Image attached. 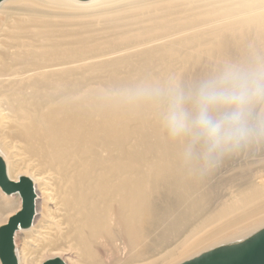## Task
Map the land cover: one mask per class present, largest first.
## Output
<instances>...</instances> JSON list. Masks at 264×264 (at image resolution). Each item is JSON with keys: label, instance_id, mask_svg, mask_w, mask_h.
Returning <instances> with one entry per match:
<instances>
[{"label": "bare ground", "instance_id": "6f19581e", "mask_svg": "<svg viewBox=\"0 0 264 264\" xmlns=\"http://www.w3.org/2000/svg\"><path fill=\"white\" fill-rule=\"evenodd\" d=\"M101 1L107 9L92 17L128 18L142 4H161L173 20L149 26L135 43L101 47L81 37L71 16ZM7 3H0V154L10 179L14 165L50 189L51 218L35 230L36 248L66 264H177L264 228V180L208 207L201 189L208 177L181 173V147L167 138L158 111L108 98L162 83L204 50V59L219 62L257 55L264 0H14L23 8L10 13ZM42 7L51 11H32ZM6 197L0 223L21 206L18 196ZM173 243L161 261L149 252Z\"/></svg>", "mask_w": 264, "mask_h": 264}, {"label": "clouds", "instance_id": "9594fccd", "mask_svg": "<svg viewBox=\"0 0 264 264\" xmlns=\"http://www.w3.org/2000/svg\"><path fill=\"white\" fill-rule=\"evenodd\" d=\"M120 103H146L167 138L180 145L181 173L204 179L225 160L264 150V56L225 58L200 76L143 82L108 93Z\"/></svg>", "mask_w": 264, "mask_h": 264}, {"label": "rangeland", "instance_id": "374dc122", "mask_svg": "<svg viewBox=\"0 0 264 264\" xmlns=\"http://www.w3.org/2000/svg\"><path fill=\"white\" fill-rule=\"evenodd\" d=\"M6 2H9L6 5V7L9 8V10L6 11L8 13L14 12L13 10L14 8L15 9L23 8V7H18V5L14 3V0H10V1L6 0ZM102 2L103 1H101L97 5V8L93 7L89 9L88 11H80L79 16H75L73 14L71 15L73 18L72 20L76 23V26H77L76 29L78 28V31L82 34L81 37L82 38L89 37L92 39V43L94 45H98L101 47H103L107 43H114L117 46L125 45L123 44V42H128L127 44L135 43L138 40L143 39L146 36H148L147 34L150 32L144 33V31L147 30L149 26L153 25L156 22L164 24L167 22H171L173 20V19L168 18L167 14H165V11L162 9L161 4H156V6L142 4L143 6L142 10L135 11L134 12L135 15L128 17V18H120L118 15L112 18H105L106 14L105 16H101V17H98L96 15H94L95 17H92L91 13L93 11L107 9V7L104 8ZM29 10H32V9H29ZM32 11H39L40 13H44V12H50L51 10L45 9V7H42V8H37V10H32ZM56 18L59 22L62 21L58 17ZM106 28L108 29L106 34L104 32L102 33L100 32ZM127 29L129 32L123 33V30H127ZM128 37H133V38L130 39ZM250 37L253 38L251 34H250ZM128 39L130 40L128 41ZM252 43L256 44V47L258 46L260 47L256 51L257 54L264 56V46L260 45L261 42L252 40ZM201 53H205V50L203 52L195 53L194 58L197 60L191 61L186 68L178 69L176 71V76L178 77V74H180L181 76H184L186 78L183 81H188V80H191V79H194L200 76L202 73L211 69L217 63H219V61L216 60V57H213L212 60L204 59V58H207V56L205 54L201 55ZM199 58L200 60H198ZM210 61H211V64L209 63ZM114 65L116 66H114L113 69H117V64H114ZM111 69L112 68H106V70L107 71L109 70V72L111 71ZM120 72H121V69L119 70V75H124V73L126 72H127L126 74H128V71H124V69L122 70L121 73ZM100 73H103V72H100ZM102 76L103 74L98 75L99 80L97 81H101L104 78ZM0 156L2 157L1 154ZM5 163H6V160H5ZM12 171L13 173L12 172L11 173H12L14 180H17V178L19 177H29L30 178L29 173H25V172L23 173V172H20L19 170H16L14 168V165H13ZM207 177L208 178L206 180V184H204L201 188L203 189V191L208 190L209 195L211 197L210 202L207 201L206 203L208 204L206 205H208V207H211V208L218 207L221 204L228 205L230 202H234V200L239 199L243 194L250 192L252 190L253 185H258L257 183H259V181L264 180V150H261L258 153L249 154L246 156L227 159L224 161V163L222 164L220 168H218L214 173H212L211 175ZM35 186H36L35 187L36 193L39 198L36 203L37 216L34 221V228L32 229L30 228L29 230H26V231H21L17 233L15 237V246L17 249V253H19V256L22 262H25V264H42L43 262L49 259L55 258V256H57V254H54V252L52 251L49 252L45 250H40V247L36 248L37 244L33 242L34 237L37 235L35 233V230L39 226L48 224V221L50 220L51 213H52L51 206H53V201L49 199L50 189L47 187V184H44L43 182H38ZM3 198H7V197L4 194H2L0 191V202L1 203H2ZM13 198H16V200H18V207L16 209L18 210L19 209V198L17 197H13ZM8 216L10 215H7L5 220L0 223V227L5 224V221L8 218ZM261 226H263V224ZM211 228L212 227L210 226V228H208L207 230H211ZM256 229L257 228L251 231L248 230V232L250 233L246 234L244 237H242V239H245L248 236H250L252 233L257 232ZM168 237H169L168 242L173 240L172 236H168ZM179 238H183V237H179ZM237 240H234L235 242H230L229 244L239 242ZM146 241L148 242L149 238H147ZM174 248H175V243L171 244L166 249L164 245L162 250L164 249L165 250L160 252V254H158V252L161 249H158V250L152 249L149 252L152 254L153 253L157 254L155 256L156 261L157 260L161 261L163 258L166 257L164 256V253ZM36 249H37V252H35ZM149 260L143 261L142 264H146ZM187 260H183L182 262L177 263V264H181Z\"/></svg>", "mask_w": 264, "mask_h": 264}, {"label": "water", "instance_id": "95a60500", "mask_svg": "<svg viewBox=\"0 0 264 264\" xmlns=\"http://www.w3.org/2000/svg\"><path fill=\"white\" fill-rule=\"evenodd\" d=\"M6 0H0V3ZM88 2L90 0H76ZM0 191L5 196H18L20 209L0 227V264H19L15 248V236L28 230L36 217L37 194L29 177L12 180L7 174L6 163L0 157ZM252 241L248 244L247 241ZM42 264H66L55 257ZM181 264H264V228L251 236L232 244L221 245Z\"/></svg>", "mask_w": 264, "mask_h": 264}, {"label": "snow or ice", "instance_id": "6c2138e0", "mask_svg": "<svg viewBox=\"0 0 264 264\" xmlns=\"http://www.w3.org/2000/svg\"><path fill=\"white\" fill-rule=\"evenodd\" d=\"M247 243H248V244H251V243H252V241H250V240H249V241H247Z\"/></svg>", "mask_w": 264, "mask_h": 264}]
</instances>
